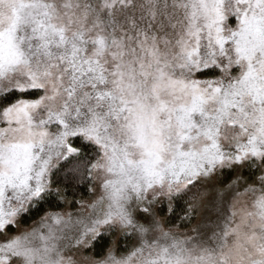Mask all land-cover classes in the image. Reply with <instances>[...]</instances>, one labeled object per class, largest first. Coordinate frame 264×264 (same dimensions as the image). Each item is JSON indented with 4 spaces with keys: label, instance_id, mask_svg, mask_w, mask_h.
Wrapping results in <instances>:
<instances>
[{
    "label": "snow or ice",
    "instance_id": "obj_1",
    "mask_svg": "<svg viewBox=\"0 0 264 264\" xmlns=\"http://www.w3.org/2000/svg\"><path fill=\"white\" fill-rule=\"evenodd\" d=\"M0 264H264V0H0Z\"/></svg>",
    "mask_w": 264,
    "mask_h": 264
},
{
    "label": "trees",
    "instance_id": "obj_2",
    "mask_svg": "<svg viewBox=\"0 0 264 264\" xmlns=\"http://www.w3.org/2000/svg\"><path fill=\"white\" fill-rule=\"evenodd\" d=\"M225 179H227V177H225ZM80 193H77V196H79ZM84 196H85V199H89L90 197L88 196V194L85 192L84 193ZM181 205H183V202L181 201L180 202ZM175 215L172 217V220L175 222L176 224V228L174 229V231L180 235H182L183 233H188L190 232L191 228L196 226V225H201L202 223L203 224H208L209 222L211 223V215H209L208 213L206 212H201L200 214L198 215H195L193 216L192 218V222L191 224H188V221L185 220V219H182V212H181V207H176L175 208ZM217 219L215 220V223L217 224ZM187 225V226H185ZM211 227V226H209ZM208 229L207 226L204 225V229ZM215 228V227H212V229ZM206 231H210L211 230H206ZM211 233L208 235L210 236Z\"/></svg>",
    "mask_w": 264,
    "mask_h": 264
},
{
    "label": "rangeland",
    "instance_id": "obj_3",
    "mask_svg": "<svg viewBox=\"0 0 264 264\" xmlns=\"http://www.w3.org/2000/svg\"><path fill=\"white\" fill-rule=\"evenodd\" d=\"M243 199H246V197H244V198H242V201H243ZM84 214L85 215H87L88 214V210L86 209V210H84ZM211 223L209 222L208 224H201V225H199V227H200V229H201V232L198 234V233H196V232H192L191 234H192V236H197V235H200V236H203L204 234H207V235H209L211 232L210 231H206V230H211L212 229V227H216V223H215V220H216V217H215V215L214 214H212L211 215ZM204 225L205 226H207V228L208 229H204ZM209 226H211V227H209ZM189 233V232H188ZM188 233H183L182 235H180V234H178V233H176L177 234V236L179 237V238H181V239H183L184 237H185V235L186 234H188Z\"/></svg>",
    "mask_w": 264,
    "mask_h": 264
}]
</instances>
